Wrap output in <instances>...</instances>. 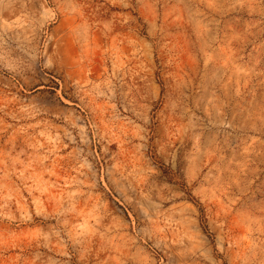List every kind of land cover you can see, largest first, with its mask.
Returning <instances> with one entry per match:
<instances>
[{
    "label": "rangeland",
    "instance_id": "1",
    "mask_svg": "<svg viewBox=\"0 0 264 264\" xmlns=\"http://www.w3.org/2000/svg\"><path fill=\"white\" fill-rule=\"evenodd\" d=\"M0 264H264V0H0Z\"/></svg>",
    "mask_w": 264,
    "mask_h": 264
}]
</instances>
